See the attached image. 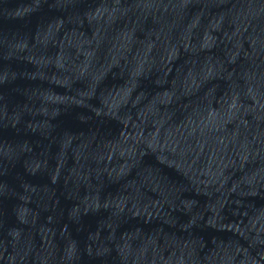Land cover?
<instances>
[{"label":"water","instance_id":"water-1","mask_svg":"<svg viewBox=\"0 0 264 264\" xmlns=\"http://www.w3.org/2000/svg\"><path fill=\"white\" fill-rule=\"evenodd\" d=\"M174 147L264 150V0H0V175Z\"/></svg>","mask_w":264,"mask_h":264}]
</instances>
